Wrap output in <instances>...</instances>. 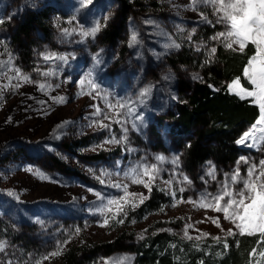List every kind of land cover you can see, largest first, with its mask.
I'll return each mask as SVG.
<instances>
[{
  "label": "rangeland",
  "instance_id": "obj_1",
  "mask_svg": "<svg viewBox=\"0 0 264 264\" xmlns=\"http://www.w3.org/2000/svg\"><path fill=\"white\" fill-rule=\"evenodd\" d=\"M138 1L142 7L123 21L120 0H0V264H61L72 247L115 243L123 233L127 238L119 248L86 264H133L130 247L158 223L160 231L184 239L232 237L206 219L233 228L223 213L199 202L231 184L237 170L246 178L253 164L259 168L264 125L245 129L241 139L251 132L246 144L252 146L239 143L243 153L234 165L222 169L208 163L198 182L191 179L183 169L184 137L173 116L181 98L180 82L203 77L171 62L185 48L206 60L215 56L213 48L231 50L213 39L225 26L217 23L218 14L208 0ZM45 9L51 12L53 35L37 48L34 70L25 72L9 37L23 13ZM97 25L95 36H83ZM114 25H123L117 45L103 44L102 32ZM205 28L212 29L208 38L201 32ZM225 84L236 94L229 87L232 82ZM145 90L148 94L142 95ZM80 140H86V146L71 147ZM145 169L149 172L141 177ZM134 178L162 189L173 201L159 213L126 225L127 215L116 205L109 212L107 201L125 196V185L129 193L148 197V189L133 183ZM125 199L134 201L135 209L142 204L138 196ZM120 204L127 214L132 209L124 201ZM120 219L123 223L117 222ZM28 243L38 248L29 251Z\"/></svg>",
  "mask_w": 264,
  "mask_h": 264
},
{
  "label": "trees",
  "instance_id": "obj_2",
  "mask_svg": "<svg viewBox=\"0 0 264 264\" xmlns=\"http://www.w3.org/2000/svg\"><path fill=\"white\" fill-rule=\"evenodd\" d=\"M121 5L123 21L129 13L142 7L138 0H121ZM50 13L49 9L23 13L10 34L9 40L16 53V62L25 72L34 70L38 58L37 48L46 39L52 38ZM122 27L114 25L105 29L102 32L103 44L116 46ZM201 32L208 38L212 29L205 28ZM254 54V46L248 44L241 52L219 46L215 56L209 60L188 48L171 59L173 66L190 67L203 77L201 81L194 83L180 82L181 98L177 104V113L173 116L180 135L184 137L180 141L184 172L196 182L200 171L208 163H213L216 168L226 169L237 162L243 153L238 141L245 129L255 125L260 117L259 107L252 99H242L232 94L225 84L226 81L239 79L246 89L252 88L244 77V71L249 58ZM84 146L86 140L71 144L73 148ZM56 164L61 162L56 160ZM172 201L173 198L165 191L153 187L148 198L139 207L128 211L125 223L129 225L134 219L142 221L150 214L159 213ZM161 226V223L152 226L143 238L134 241V245L130 247L135 255L133 264H263L264 257L259 253L264 251V243L259 234L237 235L217 242L213 238L184 239L179 235L160 231ZM3 229V234L6 235V227ZM125 238L127 233L121 234L115 243L72 247L63 254L61 264L91 262L96 255L109 254L119 248ZM131 238L134 240L133 234ZM225 241L227 248L224 247ZM34 248L38 247L34 243H28L29 251Z\"/></svg>",
  "mask_w": 264,
  "mask_h": 264
},
{
  "label": "snow or ice",
  "instance_id": "obj_3",
  "mask_svg": "<svg viewBox=\"0 0 264 264\" xmlns=\"http://www.w3.org/2000/svg\"><path fill=\"white\" fill-rule=\"evenodd\" d=\"M86 2H90V0H86ZM208 2L214 6L218 14L217 23H221L225 26V31L219 32L213 36L214 40H222L227 48L234 51L237 49L234 48L233 45H237L240 51H243L249 43L255 48V54L249 58L244 71V77L251 84L252 89L248 90L242 87L239 79L234 80L229 87L231 90L236 91L237 95L242 94V98H252L253 103L258 105L260 111V117L256 121V124L264 125V0H208ZM217 5L219 6L216 7ZM98 31L99 25L92 28L90 31L83 32V36H95ZM132 41H136L135 35L132 36ZM215 51L216 49L213 48L212 52L215 53ZM49 58L65 59V57L62 56L45 57V59ZM23 79L27 81L28 77L25 76ZM84 83V81H81L82 85ZM88 83L94 90L95 85L92 84L91 81H88ZM40 87L43 88V85ZM148 91L149 90H145L142 95H147ZM119 106L124 107L125 105L121 104ZM102 127H107V125H102ZM252 138L253 134L251 132L245 133L244 137L239 140L238 143L246 144V141ZM246 146L251 147L252 145L246 144ZM244 162L247 163V160ZM148 172L149 170L145 169L140 176L142 177ZM34 174L41 176L39 171H34ZM41 178L45 179L46 177L41 176ZM262 178H264V160L260 161L259 168H257V165L253 164L247 170L246 178L241 177L237 170L231 177V184L225 183L223 190L218 194H205L199 202L204 208H214L216 212H222L223 220L230 222L236 231H234L233 228L223 229L219 219H206H211V222L217 228L226 231L228 236H252L254 234H259L261 242L264 243V179ZM132 182L143 184L149 192L151 191L149 182H145L142 178H134ZM238 183L242 184V188L235 189L232 187V185ZM115 186L117 188L121 187L119 184ZM123 191L125 196H138L140 203H143V201L148 198L143 193H129L127 185L123 186ZM180 191H183V189ZM125 196L119 199H109L107 201V210L111 212V206L116 205L117 211L126 216L127 213L124 207L121 206V201H124V204H131L134 210L138 205L132 200H126ZM226 197L227 199H225ZM205 201H207V203H205ZM222 201L224 202L223 206L221 204ZM187 202L191 203L192 201ZM117 222L123 223V219ZM199 222L202 223L204 221ZM107 223L108 220L105 219L104 225ZM189 227H191V225H189ZM185 235L187 236V232H185ZM203 235L208 234L204 233ZM188 239H192V237L188 236ZM213 239L220 242L221 238L217 236L213 237ZM224 247H228L226 241ZM58 254L60 253H52L53 256ZM253 255H255V252ZM259 255L264 257V251H261ZM119 264H124V262L120 261Z\"/></svg>",
  "mask_w": 264,
  "mask_h": 264
},
{
  "label": "flooded vegetation",
  "instance_id": "obj_4",
  "mask_svg": "<svg viewBox=\"0 0 264 264\" xmlns=\"http://www.w3.org/2000/svg\"><path fill=\"white\" fill-rule=\"evenodd\" d=\"M120 2H121V0H120Z\"/></svg>",
  "mask_w": 264,
  "mask_h": 264
}]
</instances>
